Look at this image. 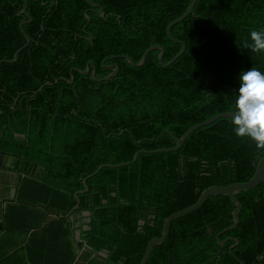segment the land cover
Here are the masks:
<instances>
[{
  "label": "trees",
  "instance_id": "obj_1",
  "mask_svg": "<svg viewBox=\"0 0 264 264\" xmlns=\"http://www.w3.org/2000/svg\"><path fill=\"white\" fill-rule=\"evenodd\" d=\"M43 1L48 0H28L27 11L33 20L21 28L22 21H29L21 14L23 0H0V60L13 58L27 44L23 32L31 39L15 63L0 68L1 150L14 149L13 134L21 132L22 96L18 95L25 65L52 62L47 56L53 47L64 57L76 54L99 67L103 59L115 54L139 63L155 45L164 47V62L168 63L182 45L168 37L167 27L187 11L191 0H91L104 9V18L88 0H51L45 6ZM260 29H264V0H197L192 13L172 28V35L187 45L175 63L160 64L157 50L140 67L114 60L120 71L105 80L102 70L96 71L97 78L79 73L68 83V90L86 99H77L70 111H118L110 124L102 118L107 134L126 129L125 134L135 139L157 138L158 149L172 148L175 137L181 138L192 126L232 112L243 70L254 66L264 72V53L239 48L252 30ZM88 33L95 36L93 41L87 39ZM78 34L85 37L84 43H75ZM151 112H156L155 120ZM231 120L221 118L196 130L180 150L158 152L149 165H108L92 176L89 183L107 185L91 194H77L79 210L91 214V222L79 227L80 240L90 250L77 247V229H71L65 216L78 201L74 197L80 184L77 177L92 173L99 165L57 159L55 177L51 170L41 178L22 177L14 200L4 207L0 264H121L123 255V264H140L148 241L162 235L166 218L193 206L205 188L245 182L256 172L264 152L250 140L238 138ZM67 126L61 125L62 135ZM106 142L117 144L119 138L112 136ZM130 158L120 156L118 160ZM119 173L136 175V180L139 174L149 179L154 175L148 190H161L165 197L169 193L172 197L168 211H158L155 222L146 223L144 236L138 232L141 216L124 207L127 204L121 205L119 196L106 195L103 202L101 195L109 191V183L119 189L115 181ZM235 197L242 204L237 228L222 232L232 224L235 206L228 195H210L201 208L171 224L170 235L154 247L147 264H264V182ZM156 201L159 206L158 196ZM234 238L239 244L230 247ZM122 243L127 246L125 252ZM99 251L108 255L94 256Z\"/></svg>",
  "mask_w": 264,
  "mask_h": 264
},
{
  "label": "flooded vegetation",
  "instance_id": "obj_2",
  "mask_svg": "<svg viewBox=\"0 0 264 264\" xmlns=\"http://www.w3.org/2000/svg\"><path fill=\"white\" fill-rule=\"evenodd\" d=\"M49 2H51V0L43 1L42 4L45 6ZM88 34L87 39L90 41L92 38L91 41H93L95 36H93L92 33ZM75 39L76 44L85 42V37L82 34L75 36ZM53 41H55V38ZM119 56L125 55L115 54L112 57L105 58L101 62V67H99L97 62L84 60V58L76 54L64 57L56 47H53L50 49V55L47 56L52 62L42 63L40 61L24 66L25 73L21 77V90L18 95L22 96V100L19 102L21 132H15L13 134L12 140L17 143L14 149L8 151L0 149V163L9 166L4 167L0 165V187H4L3 200L5 203L14 200L17 186L22 177L34 176L41 178V176H44V174L46 175L50 170L53 171V176L55 177L56 165H58L57 159H64L67 163H79L82 165L98 164L101 166L104 164L116 165L124 162L118 160L120 156L132 157L125 162L133 161L137 156L133 163L136 162L138 165H149L152 163V159H154L158 153L156 151L160 150L156 147L157 138L135 139L133 135L125 134L126 131L128 132L126 129H119L118 132L114 130L111 134H107L108 129L103 125L102 118H105L108 124H110V118L116 117V112L118 111L112 110L102 113L99 111H87L84 113L70 111V108L74 106L77 99L82 102L86 97L84 95H75L73 91L68 90V83H73L76 79V75L79 73H84L85 75L91 74L93 77L97 78L96 71L102 70L106 73L105 76L102 77V79L105 80L109 78L118 67L116 71L118 74L120 71L119 63L113 61L123 59ZM43 58L44 56L42 59ZM13 59L14 57L0 60V68L6 63H15L18 60V56L14 62H10ZM98 60H101V57L98 58ZM15 101L17 102V99H15ZM11 108L14 110L13 106ZM65 108H69V110H65ZM126 113L134 115L133 112ZM142 113L144 112L138 111V114ZM150 116L155 120L156 112H151ZM12 117L14 118V116ZM62 124L69 125L62 129L64 135L60 132ZM166 132L168 134L171 133L170 131ZM112 136H117L119 138L117 144L110 145L106 142ZM0 137H2V132H0ZM92 173L77 177L80 184L74 192V197L78 200L76 202L78 208L75 210L71 209L72 212L69 214L70 210L66 214L69 215L66 219L71 229L75 228L74 224L77 221H89L86 223L91 222V214L79 210L80 202L77 194H91L93 191L104 189L107 185V182H97L98 184H96L92 181L89 183V179L92 178V176L89 177V175ZM86 178L87 181L85 182ZM154 178V175L149 179L148 176L139 174V179L136 180V175L130 174L126 176L119 173L118 178L115 175V181H118L119 189H117L116 185L109 183V191L105 189L104 193L101 195L104 203H106V195H110L112 198L119 196L121 205L127 204L124 207L134 210L137 215L141 216L138 224L140 236L147 234L146 223L155 222L157 212L164 213L168 211L169 205L172 203V197L169 192L165 197V193L161 190H148L149 184H151ZM157 196L158 202L161 201L159 206L156 201ZM70 216L73 218L72 221L69 220ZM121 250H123V252L127 251L125 243L121 244ZM99 252L100 253H96L94 256L98 254L103 256L108 255L107 252ZM124 259L125 257L123 255L122 260L118 262L123 264L122 262H124Z\"/></svg>",
  "mask_w": 264,
  "mask_h": 264
},
{
  "label": "water",
  "instance_id": "obj_3",
  "mask_svg": "<svg viewBox=\"0 0 264 264\" xmlns=\"http://www.w3.org/2000/svg\"><path fill=\"white\" fill-rule=\"evenodd\" d=\"M88 1L90 2V4L92 6H95V7L98 8V10L95 11L96 14L99 17L104 18L105 17L104 9L102 7H100L99 5H97L96 3H93L91 0H88ZM196 1L197 0H191L189 5H188L187 11L182 16H180L176 20L172 21L167 27L168 37L174 43L182 45L181 51L170 62H168V63L164 62L165 49H164L163 46H160V45H155V46H151L150 48H148L146 50L143 58L141 59V61L139 63H136L132 58H130L128 56H119V57L125 59L132 66L140 67L142 65H145L147 57L149 56L150 53H152L153 51H157L158 50V51H160V55H159L160 64H162L163 66L167 67V66H170L171 64L175 63L186 52L187 45H186L185 42L176 39L172 35V28L174 26H176L177 24L182 23L188 17V15L192 13ZM27 10H28V0H23V7H22V10H21V14H23L25 17H28L29 21H22L21 24H20L21 28H22V26L24 24H29L32 21L31 16L29 15ZM86 17H87V19L89 21L91 20L90 15L86 14ZM23 34H24L25 38H27L28 42H27V44H25L19 50L16 51V53L14 55V59L12 61H10V62H14L15 59L17 58L19 52H21L25 47H27L30 44V39L27 36V34H25L24 32H23ZM117 70H118V67H117L115 72L110 77L114 76ZM221 118L232 119V112H225V113L217 114V115L209 118L206 121H203L201 123H198V124L192 126L181 138L175 137L176 145L174 147L168 148V149H160V150H158L156 152H176V151L180 150L184 146L185 142L191 137V135L196 130H198V129L202 128V127H205L207 125H210L211 123H213L216 120L221 119ZM136 158H137V156H136ZM135 159L133 161H129V162H121V163L116 164V165H112V164L101 165L92 174H90L89 177L96 175L102 169V167L105 166V165H109V166H125V165H128L130 163H133L135 161ZM181 163H182V167H183V165H184V160L183 159L181 160ZM0 165H2L4 167H9L8 165H4V164H1V163H0ZM86 181H87V178L85 179V182ZM262 182H264V156L258 162L257 168H256V172L251 177V179H249L248 181L235 182V183H231V184L223 185V186L211 185V186L205 188L200 193V195L198 197V200L196 201V203L193 206H190V207H188V208H186V209H184L182 211H179L177 213H174V214L170 215L165 220L164 229H163V235L161 237H154L148 242L145 254H144L140 264H147V262H148V260H149V258L151 256V253L153 252L154 247L156 245H159V244L163 243L167 239V237L170 234L171 224L175 220H177V219H179L181 217H184V216H186V215H188L190 213H193L196 210H198L199 208H201L210 195H220V194L221 195H228L230 200H231V202H232V204L235 206V208L232 211V224L229 227L225 228L222 232L231 231V230H234L235 228H237L239 223H240L239 214H240L241 209H242V204L238 200V198L235 197V194H238L241 191H247V190H250L252 188H255L258 184H260ZM3 197H4V187H0V231L2 229V224H3ZM77 208H78V204L75 207H73L72 210H75ZM72 210L69 212V214L72 212ZM68 216L69 215H66L65 217L68 218ZM72 219H73L72 216H70L69 220L72 221ZM86 222H89V221H86ZM86 222H78V221L76 222L75 228L77 230L74 232V240H75V242L77 244V247L80 248V247L83 246L85 249L90 250V248L88 246H86V245L84 246L83 245L84 242L80 240L79 227H80L81 223L84 224ZM84 229H86V228H84ZM217 239H218V235H217ZM234 240H235V243L230 245V247L239 244V240L237 238H234ZM218 241H219L220 244L224 243V240H218ZM263 255H264V253H263Z\"/></svg>",
  "mask_w": 264,
  "mask_h": 264
},
{
  "label": "clouds",
  "instance_id": "obj_4",
  "mask_svg": "<svg viewBox=\"0 0 264 264\" xmlns=\"http://www.w3.org/2000/svg\"><path fill=\"white\" fill-rule=\"evenodd\" d=\"M239 48L264 53V29L252 30ZM238 79L231 120L235 135L250 140L264 152V72L253 66L243 70Z\"/></svg>",
  "mask_w": 264,
  "mask_h": 264
},
{
  "label": "crops",
  "instance_id": "obj_5",
  "mask_svg": "<svg viewBox=\"0 0 264 264\" xmlns=\"http://www.w3.org/2000/svg\"><path fill=\"white\" fill-rule=\"evenodd\" d=\"M3 202H4V205H3V214H4V207H5V201L3 200ZM84 224H86V223H84ZM81 225V224H80ZM4 233H3V224H2V229H1V231H0V237L3 235ZM83 245L85 246V244L83 243ZM87 246V245H86ZM83 249L84 250H87V249H85L84 247H83Z\"/></svg>",
  "mask_w": 264,
  "mask_h": 264
}]
</instances>
